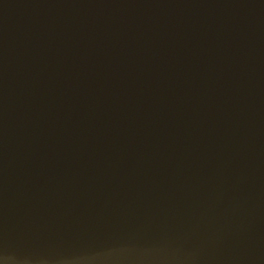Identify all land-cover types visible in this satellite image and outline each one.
Listing matches in <instances>:
<instances>
[{"label": "water", "instance_id": "obj_1", "mask_svg": "<svg viewBox=\"0 0 264 264\" xmlns=\"http://www.w3.org/2000/svg\"><path fill=\"white\" fill-rule=\"evenodd\" d=\"M0 264H264V0H0Z\"/></svg>", "mask_w": 264, "mask_h": 264}]
</instances>
